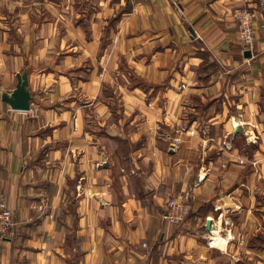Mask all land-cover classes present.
Here are the masks:
<instances>
[{"label": "crops", "instance_id": "obj_1", "mask_svg": "<svg viewBox=\"0 0 264 264\" xmlns=\"http://www.w3.org/2000/svg\"><path fill=\"white\" fill-rule=\"evenodd\" d=\"M263 22L257 0H0V94L28 67L35 97H0V264H264Z\"/></svg>", "mask_w": 264, "mask_h": 264}, {"label": "built area", "instance_id": "obj_2", "mask_svg": "<svg viewBox=\"0 0 264 264\" xmlns=\"http://www.w3.org/2000/svg\"><path fill=\"white\" fill-rule=\"evenodd\" d=\"M258 7L264 12V0H257ZM234 18L242 50L253 52L255 42L254 13L249 7H236L231 13ZM264 29V22L262 23ZM191 211L190 192L171 196L161 214L162 221L171 225L182 224ZM15 220L12 211L7 207L0 192V241L9 239L14 230ZM146 246L145 243L142 244Z\"/></svg>", "mask_w": 264, "mask_h": 264}, {"label": "water", "instance_id": "obj_3", "mask_svg": "<svg viewBox=\"0 0 264 264\" xmlns=\"http://www.w3.org/2000/svg\"><path fill=\"white\" fill-rule=\"evenodd\" d=\"M245 57H250L251 52L244 50ZM1 99L6 102L10 109L27 111L30 110L31 104L35 102V97L29 88V68L25 67L22 71L16 74L15 87L10 91H2L0 94ZM240 131V127L237 126L233 131V135ZM210 220L206 222V229H211Z\"/></svg>", "mask_w": 264, "mask_h": 264}, {"label": "bare ground", "instance_id": "obj_4", "mask_svg": "<svg viewBox=\"0 0 264 264\" xmlns=\"http://www.w3.org/2000/svg\"><path fill=\"white\" fill-rule=\"evenodd\" d=\"M218 236L219 235L214 236L216 238L213 237L211 243H213L212 245L216 246L217 248H223L224 243H225V239H222V238H220Z\"/></svg>", "mask_w": 264, "mask_h": 264}, {"label": "rangeland", "instance_id": "obj_5", "mask_svg": "<svg viewBox=\"0 0 264 264\" xmlns=\"http://www.w3.org/2000/svg\"><path fill=\"white\" fill-rule=\"evenodd\" d=\"M250 139H252V138H250ZM221 238V237H220ZM213 244V243H212Z\"/></svg>", "mask_w": 264, "mask_h": 264}]
</instances>
